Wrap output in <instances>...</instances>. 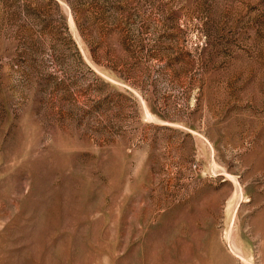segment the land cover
Returning a JSON list of instances; mask_svg holds the SVG:
<instances>
[{
	"label": "rangeland",
	"instance_id": "374dc122",
	"mask_svg": "<svg viewBox=\"0 0 264 264\" xmlns=\"http://www.w3.org/2000/svg\"><path fill=\"white\" fill-rule=\"evenodd\" d=\"M0 264H264V0H0Z\"/></svg>",
	"mask_w": 264,
	"mask_h": 264
}]
</instances>
